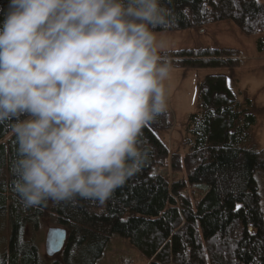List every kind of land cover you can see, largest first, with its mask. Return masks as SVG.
Wrapping results in <instances>:
<instances>
[{"label":"trees","instance_id":"trees-1","mask_svg":"<svg viewBox=\"0 0 264 264\" xmlns=\"http://www.w3.org/2000/svg\"><path fill=\"white\" fill-rule=\"evenodd\" d=\"M9 0H0V24ZM170 24L155 31L199 27L231 20L264 49V3L259 0H161ZM232 47L165 51L177 65L238 64ZM198 111L188 117L187 150L168 148L154 129H169V111L146 124L150 145L140 170L103 204L80 200L25 210L14 190L16 141L0 123V220L9 225L0 264H97L113 234L128 239L146 264H264V220L254 174L264 172V146H241L255 122L250 101L239 102L224 75H206L198 88ZM21 116L20 119H25ZM14 122V121H13ZM196 188V189H194ZM66 230L53 259L38 252L32 235L41 218ZM118 264H132L123 259Z\"/></svg>","mask_w":264,"mask_h":264},{"label":"clouds","instance_id":"clouds-1","mask_svg":"<svg viewBox=\"0 0 264 264\" xmlns=\"http://www.w3.org/2000/svg\"><path fill=\"white\" fill-rule=\"evenodd\" d=\"M169 24L161 0H9L0 123L15 137L25 210L103 204L140 170L143 128L168 106L171 63L155 29Z\"/></svg>","mask_w":264,"mask_h":264},{"label":"rangeland","instance_id":"rangeland-1","mask_svg":"<svg viewBox=\"0 0 264 264\" xmlns=\"http://www.w3.org/2000/svg\"><path fill=\"white\" fill-rule=\"evenodd\" d=\"M259 2L264 3V0ZM156 32L167 42L165 51L207 47H232L238 50V64L233 67L179 66L176 64L175 56H166L171 63L170 75L166 81L167 110L170 114L171 126L169 129H154V132L169 152L183 153L188 149L186 143L189 138L186 130L188 117L198 111V88L203 78L210 74L224 75L227 86L239 102L249 99V109L255 116V122L250 126L248 138L241 146L251 150L262 148L264 146V49L259 50L256 45V39L262 34L245 35L228 19L199 27ZM254 178L261 194L259 204L264 220V172L255 173ZM52 226L61 227L49 217L41 218L37 231L32 235L39 254L48 260L56 256V254L48 256L44 251V236L46 230ZM8 237L9 225L4 218L0 220V252L7 248ZM123 259L131 260L132 264L147 263L144 255L133 247L127 238L113 234L97 259V264H118V261Z\"/></svg>","mask_w":264,"mask_h":264},{"label":"water","instance_id":"water-1","mask_svg":"<svg viewBox=\"0 0 264 264\" xmlns=\"http://www.w3.org/2000/svg\"><path fill=\"white\" fill-rule=\"evenodd\" d=\"M66 239V230L61 227L52 226L46 230L44 236V251L46 255L57 254L63 248Z\"/></svg>","mask_w":264,"mask_h":264}]
</instances>
